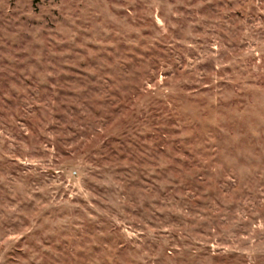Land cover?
I'll return each instance as SVG.
<instances>
[{
	"label": "rangeland",
	"instance_id": "1",
	"mask_svg": "<svg viewBox=\"0 0 264 264\" xmlns=\"http://www.w3.org/2000/svg\"><path fill=\"white\" fill-rule=\"evenodd\" d=\"M0 264H264V0H0Z\"/></svg>",
	"mask_w": 264,
	"mask_h": 264
}]
</instances>
